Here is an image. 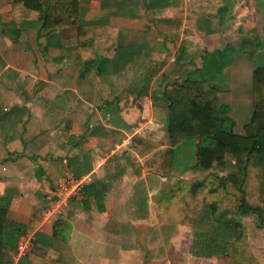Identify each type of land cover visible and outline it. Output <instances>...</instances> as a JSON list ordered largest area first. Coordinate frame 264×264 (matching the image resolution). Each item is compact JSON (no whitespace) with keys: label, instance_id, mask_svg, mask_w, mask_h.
<instances>
[{"label":"crops","instance_id":"1","mask_svg":"<svg viewBox=\"0 0 264 264\" xmlns=\"http://www.w3.org/2000/svg\"><path fill=\"white\" fill-rule=\"evenodd\" d=\"M149 2L151 4V0H79L84 22H104L116 29L117 49L109 58L120 51L126 57L114 63L118 76L113 75L115 72L100 76L91 72L85 78L80 77L83 58L77 48L69 46L40 49L41 62L37 60V64L27 68L28 50L20 49L16 55L19 59L7 61L6 68L0 70L1 82L2 71L7 67L15 68L18 73L6 80L5 90L19 88L23 89L22 95H29L27 92L33 95L23 98L20 95L19 99L0 96V104L15 102L19 105L14 113L4 108L0 113V200L8 202L6 220L33 226L28 236L20 237L18 242L23 238L43 239L59 254L60 264H148L149 260L152 264H176L168 260L171 258L168 252L174 245L183 251L181 264H209L210 261L215 264L214 260L221 264L222 256L207 259L189 253L191 229L174 220L171 207L170 211L167 207L166 211L162 210V201L158 202L157 197L164 192L170 177L183 178L185 182L192 175L200 177L207 173L190 170L191 164L186 159L190 152L185 149L177 156L178 169L169 172L159 169L161 154L170 149L166 115L138 119L118 118L116 114L118 102L123 101L124 96L130 94L140 104V100L151 98L155 87L161 90L174 80L169 76L184 77L199 69L198 66L186 68L187 61L183 60L168 72L155 73L153 65L156 61L162 62L158 58L163 57L157 50H168L165 43L174 39L171 35L183 40V12L187 5L183 0H161L158 4L154 1V6ZM7 3L9 7L11 0H0V9ZM231 4L233 8H244L243 2L239 6ZM222 9V13L230 10ZM202 10L190 11L191 17L184 16L185 24L188 20L191 34L196 38L195 53L198 49L204 52L200 68L206 65L205 54L217 51L216 48L212 52L204 50V41L206 47L208 42L214 44L216 31L226 29L225 15L216 17L220 21L214 26L198 18L202 17ZM208 14L214 16L211 12ZM205 25L217 29L209 31ZM93 48L96 54L103 56L104 43L95 42ZM229 49L230 46L225 50ZM185 55L189 53L186 51ZM253 69L252 59L251 64L243 68L235 64L225 67L230 88L233 83L245 85L247 81L252 88ZM135 70H142L145 76L135 77ZM148 72L158 77L150 78ZM125 74H130L129 81L124 82ZM11 82L13 86L9 85ZM242 88L233 92L220 88L222 102L229 105V116L231 107L236 104L233 94L237 93L243 94L241 106L247 107L251 115V90L246 94L240 91ZM227 94L231 101L228 105ZM151 100L159 110L160 102L164 106L155 96ZM23 106L30 112L23 114ZM241 106L238 107L243 109ZM231 119L235 122L234 132L242 135L250 117L242 124L239 120L244 118ZM238 126H242L239 132ZM138 127H143V134L128 144L127 139ZM143 139H148L149 143ZM149 158L154 162L151 168H146L145 161ZM85 176L91 179L87 186H92L85 201L64 200L56 192L57 184L64 178ZM95 195H100V200ZM18 260L15 254L2 262L17 264Z\"/></svg>","mask_w":264,"mask_h":264},{"label":"trees","instance_id":"2","mask_svg":"<svg viewBox=\"0 0 264 264\" xmlns=\"http://www.w3.org/2000/svg\"><path fill=\"white\" fill-rule=\"evenodd\" d=\"M154 1L158 4L161 0H151L153 6ZM9 7L13 18L11 28L2 33L10 43L18 44L22 31L34 30L38 49L75 47L83 58L82 78L91 72L98 76L111 74L116 70L114 63L126 58L121 51L109 58L117 49L116 29L104 22H84L79 0H11ZM15 20L20 21L19 25ZM95 42L104 43L103 56L96 54ZM218 53V57L224 56V52ZM213 55L205 54L204 68L190 71L160 90L167 112L170 149L161 154L159 169L164 172L178 169L175 158L182 149L188 150L190 170L210 174L212 182L214 179L223 188L230 186L238 199L237 215L255 216L259 229L264 230V59H259L252 71V112L243 126V134L238 135L229 108L222 102L221 89L202 75ZM123 98L117 105V117L142 118L141 104L130 94ZM201 183H195L192 189L196 190ZM91 187L84 188L86 198ZM95 198L100 200V195ZM85 200V197L81 199ZM7 208L8 202L0 200V264H5L3 259L15 256L19 238L28 236L33 229V226L7 223ZM211 212L205 210L193 220L189 246L193 257L224 256L244 237L240 223H215ZM17 264H60L59 254L36 237L31 239L28 253Z\"/></svg>","mask_w":264,"mask_h":264},{"label":"rangeland","instance_id":"3","mask_svg":"<svg viewBox=\"0 0 264 264\" xmlns=\"http://www.w3.org/2000/svg\"><path fill=\"white\" fill-rule=\"evenodd\" d=\"M183 1L187 5L186 11L183 12V40L181 41L180 39H178L179 36L175 37L174 35H171V38L174 39L169 40L168 43L167 42L165 43L168 50L165 49L157 50V52L162 54L163 57L165 56V58L159 57L158 59L162 60V62L159 63L156 61V64L153 65L154 67H156L155 73L158 74L161 71L168 72V69L174 68L173 65L176 66L178 62H183V60L187 61L185 62L187 63V65H185L186 68L191 69L197 66H198L197 68L201 67V62H202L201 57L204 55L203 54L204 52L198 49L195 53L196 38L191 34L192 27L189 24L188 20L186 24L184 21V16L186 14L187 17H191L190 11L193 10L198 11L199 8H201L203 9L202 10L203 15L202 17L199 16L198 17L199 19L203 18V20H205L206 22H210L215 26L217 25L216 23L220 21V19H218L219 15L223 14L225 15L226 18L225 20L226 25H224V28L227 29V30L225 29L223 32L221 30L220 32L216 31V36L214 38L216 39V41L214 44L208 42V45L206 47L207 43L204 41V46H205L204 50H208L209 52H212L214 51L213 49L216 48L217 51L214 53L211 60L209 61L207 70L204 71L202 69L203 77L209 80L214 85H217L224 90L230 89L233 92L243 87L242 89H240V91H242V93L250 94L251 85H249L248 81L246 82L245 85L244 84L238 85L236 83H233V88H230L231 83L226 78L229 76V74L225 76L224 68L228 67L229 65L232 67L233 64L243 68L246 67L248 64H251V59L253 60L255 67V65L258 64L259 59L261 60L264 59L263 57L264 0H251L249 2L248 0H183ZM231 2H234L233 5L237 4L236 6L241 5L243 2L244 8L243 9H241V7L233 8ZM220 4H222V6H220ZM218 6H220L219 9ZM222 7H225L226 9L230 8V10H228V12L222 13L221 12V10H223ZM8 8L9 7L7 3V5L4 6V8L0 9V70L6 68L5 63L9 64V62L7 61L18 60L19 57L16 58V55L20 51V49L23 48L28 50V60H27V65L25 67L26 68L29 66L32 67V64H37V60L41 62L40 49H38L35 40V31L34 30L22 31L23 32L22 36L23 34L24 36L21 38L20 42L18 44L10 43L9 40L6 38V36L3 35L2 33V30L8 31L11 28L10 19L12 20V17L9 14ZM1 10H3L4 12H2ZM208 12L209 13L211 12L212 14H214V16L213 15L209 16ZM14 22L15 24L19 25V21H14ZM205 28L206 29L209 28V31H214L217 29L216 27L210 28L209 25H205ZM229 46L231 49L225 50ZM134 50L135 49H133V51ZM186 51L189 53L188 56L185 55ZM218 51H224V56L218 57L219 54ZM7 54L11 57H8ZM237 60H239V63L237 62ZM216 61H218L217 64L219 65L215 64ZM12 65H14V63H10V66ZM182 67H183V63H182ZM151 68L153 69L152 65ZM15 70H16L15 68L7 67L5 71H2L3 75L1 76V78L3 82H1L0 80V96L6 95L10 99H13L14 97H18L20 95H21L20 97L22 98L24 96L25 97L33 96L30 95L29 92H27V94L29 95H22L23 89L13 88L10 90L8 89L5 90L3 88V86H5V82L7 79L10 80L11 77H13V75L15 74L18 75V73ZM141 71L142 70H139L138 72L137 70H135V72L137 73H134L133 75L137 78L140 77L139 79H142L145 76V74L143 75ZM130 74L128 76L125 74L126 76L124 78V82L130 80ZM146 74L149 75L150 78L155 77L156 79L158 77L157 74H151L149 72ZM113 75L118 76L116 72ZM178 76L179 75L169 76V77H173V79H175L174 77H178ZM179 77H183V76H179ZM16 79H18V76L16 77ZM16 79H15V84L16 81L18 84V80ZM153 81L155 82V80ZM12 83L13 82H11V84L9 83V85L13 86ZM100 84L102 85V82H100ZM52 88L53 87H51V89ZM141 91L142 90L139 91V94ZM24 92L26 93L25 90ZM229 95L230 94L226 95L227 105L231 103ZM154 96L156 99L157 98L161 99L160 90H158L156 87L151 91V98H145L143 99V101L139 99L140 100L139 102L142 107L141 117L164 118L166 115L167 118V112L164 111V109H166L165 106L163 105L161 106V102H160L159 108L161 109L159 110L156 107L157 104H155L154 101L151 100L152 98L154 99ZM20 97H18V99ZM233 97H235L236 99V104L233 105L234 107H231L232 113L230 114V117L244 118L243 120H239L241 124L247 122L250 116H249V109L247 107L243 108L241 106V104L244 102L243 94H238V93L233 94ZM238 106H241L243 109H241ZM3 108L10 109L7 111L8 113H14L15 110L19 109V105H15V102H13V104H7V103L5 105L0 104V113H3ZM23 108H24L23 114L25 113V111L30 112L26 106H23ZM158 124L161 125V122H158ZM242 126H238L237 129L238 132L240 128H242ZM143 140L144 142H146V144L149 143L148 139H143ZM145 162H146L145 167L151 168V164L154 162V159L149 158ZM148 162L151 163L149 164ZM177 163L180 164L179 161H177ZM174 172L175 175L178 174V171H174ZM210 176H211L210 174H203L200 177H196L195 175H192V177L186 179L185 182L183 181V178L176 179L179 177L168 178L167 183L163 188L164 192H162V195L161 194L157 195V197H159L158 202L159 199L162 201L161 203L162 210L166 211V209L168 208V211H170L169 208L171 207V212H173L175 215L174 220L178 221L179 225H181L182 227L187 225V227L191 229V232H192L193 220H195V218L201 215L202 212L205 210H207V212H210V210L212 211L211 216L215 223H219V224H224V223L232 224L236 222L240 223L241 226L244 228V237L239 241V243H236L235 245L233 244L229 252L220 258L221 264L223 263L264 264V230L259 229L257 219L255 216L239 217L236 213L238 199L237 196L232 191V189L230 188V186L227 185L226 188H223L221 187V185L219 186L218 182H214L215 181L214 179L212 182V178ZM197 182L199 183L202 182L204 184L201 183L202 185L201 184L198 185V188L196 190H193L192 187ZM130 231L131 229L129 228L128 232ZM170 251L171 252H168V255L170 254L171 258L168 260L170 261L172 260L171 262L176 264H181L180 262H183V251L181 250V248L177 249V247L174 245L170 249ZM152 257H154V254H152ZM213 262L215 264H218L217 260H214ZM148 264H152L150 263V260L148 261ZM209 264H212V261H210Z\"/></svg>","mask_w":264,"mask_h":264},{"label":"built area","instance_id":"4","mask_svg":"<svg viewBox=\"0 0 264 264\" xmlns=\"http://www.w3.org/2000/svg\"><path fill=\"white\" fill-rule=\"evenodd\" d=\"M143 134V128L138 127L133 134L127 139V143L130 144L131 141L136 138L140 137ZM90 177L85 176L83 178H75V177H66L61 182L57 184L56 192L60 195L62 199L69 200V199H83L84 195V188L89 184ZM31 247V239L30 238H23L17 243V253L16 257L18 259L23 258L28 253Z\"/></svg>","mask_w":264,"mask_h":264}]
</instances>
